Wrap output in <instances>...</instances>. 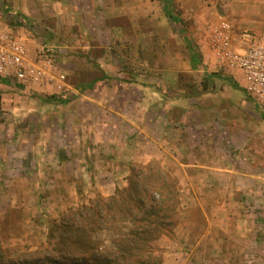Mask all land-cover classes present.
I'll use <instances>...</instances> for the list:
<instances>
[{"label": "rangeland", "instance_id": "1", "mask_svg": "<svg viewBox=\"0 0 264 264\" xmlns=\"http://www.w3.org/2000/svg\"><path fill=\"white\" fill-rule=\"evenodd\" d=\"M166 2L177 21L168 17ZM79 3L75 24L58 25V30L48 24L51 14L25 15L18 0H0L11 22L22 20L34 30L36 43L47 40L58 50L49 71L65 78L62 91L0 82V246L19 264H71L45 262L58 257L53 252L58 238L50 240V229L73 214L78 217L82 207L124 191L132 165L161 167L149 159V150L131 149L122 136L130 141L138 137L129 126L143 127L145 91L167 101L194 97L198 91L193 87L200 84L223 83L200 62L201 46L192 36L200 25L226 22L222 0ZM204 32L210 38L209 29ZM191 51L199 54L194 67ZM176 69L182 71L178 76L172 75ZM50 96L57 98L52 101ZM256 111L264 117V109ZM136 142L141 144L142 138ZM256 148L250 159L261 183L255 188L189 193L178 186L175 224L154 242L162 264L178 259L173 250L198 243L222 249L193 254L198 262L264 264V138L256 141ZM134 155L137 158H129ZM200 194L211 203L203 206L205 222L202 211L191 207L192 197ZM221 199L228 203L218 210L215 203ZM204 233L207 238H202ZM95 237L104 241V251L117 250L112 234Z\"/></svg>", "mask_w": 264, "mask_h": 264}, {"label": "crops", "instance_id": "2", "mask_svg": "<svg viewBox=\"0 0 264 264\" xmlns=\"http://www.w3.org/2000/svg\"><path fill=\"white\" fill-rule=\"evenodd\" d=\"M222 1L223 10L227 13L226 23L231 27L235 39L244 32H249L256 39H264V0ZM18 5L25 15L38 13L41 17L43 13L51 14L48 24H53L58 30V25L65 28L62 27L63 24H75V15L80 12L79 0H18ZM33 16L35 17L34 14ZM18 25L27 28L35 37L31 27L26 24ZM213 25L193 28L192 36L201 46L200 62L207 66L208 72L213 69L212 75L218 76L223 83L218 84L216 81L214 85L206 87L200 84L193 87L198 91L194 97L178 96L167 101L159 93L157 95L151 94L149 90L145 91L143 100L146 107L141 122L143 127L129 126L138 137L130 141L129 137L122 135L131 149L149 150V159L158 161L165 172L177 179L178 186L189 193L198 189L229 190L232 187L242 190L250 185L255 188L261 183L255 162L250 158L254 156L253 151L257 152L256 141L264 138V117L256 111L257 108L264 109V104L247 91L240 70L218 64L210 47L209 35L203 33V29ZM235 46L237 51H241L239 45ZM189 62L192 66L190 58ZM171 71L175 76L182 73L177 69ZM249 98L256 103L250 102ZM139 137L142 138L141 144L136 142ZM136 155L129 158H137ZM205 200L206 197L201 194L199 197L193 196L191 200V207L202 211L204 222L207 215L203 206L211 204ZM227 201L228 199L217 200L215 205L218 210H223ZM194 220L190 221L195 224ZM207 237V233L202 235V238ZM203 247L198 243L186 250H173L178 259L165 260L163 264H224L217 259L198 262L193 254L218 253L222 250L219 247Z\"/></svg>", "mask_w": 264, "mask_h": 264}, {"label": "trees", "instance_id": "3", "mask_svg": "<svg viewBox=\"0 0 264 264\" xmlns=\"http://www.w3.org/2000/svg\"><path fill=\"white\" fill-rule=\"evenodd\" d=\"M165 9L168 17L177 21L168 2ZM198 57L197 52L191 51L193 67ZM56 98L50 96L48 99L54 101ZM137 167H130L128 187L124 191H117L107 200L100 199L94 206L82 207L78 217L73 214L50 229V240L58 238L53 250L58 257L47 256L45 262L162 264L156 255L154 242L170 233L175 224L178 182L159 166L155 169L149 165ZM145 170H148L147 174ZM104 232L114 236L111 241L117 247L115 252L104 251V241L100 242L95 237L97 233ZM6 256L7 252L0 246V264H19Z\"/></svg>", "mask_w": 264, "mask_h": 264}, {"label": "built area", "instance_id": "4", "mask_svg": "<svg viewBox=\"0 0 264 264\" xmlns=\"http://www.w3.org/2000/svg\"><path fill=\"white\" fill-rule=\"evenodd\" d=\"M23 21H10L0 5V82H15L25 89L47 85L57 91L65 87L64 76L49 68L58 59V50L47 40L34 41ZM210 47L220 66L241 71L247 91L264 104V39L249 32L234 38L226 22L209 27ZM239 45L241 51H237Z\"/></svg>", "mask_w": 264, "mask_h": 264}]
</instances>
